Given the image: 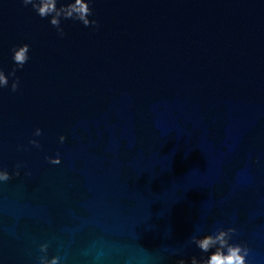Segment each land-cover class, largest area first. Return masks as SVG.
<instances>
[{
	"label": "water",
	"instance_id": "obj_1",
	"mask_svg": "<svg viewBox=\"0 0 264 264\" xmlns=\"http://www.w3.org/2000/svg\"><path fill=\"white\" fill-rule=\"evenodd\" d=\"M93 12L98 29L62 20L59 38L0 0V67L13 45L31 57L18 90H0V166L22 165L0 185L3 264H36L43 242L62 264H175L200 257L191 235L220 227L264 264V0Z\"/></svg>",
	"mask_w": 264,
	"mask_h": 264
},
{
	"label": "clouds",
	"instance_id": "obj_2",
	"mask_svg": "<svg viewBox=\"0 0 264 264\" xmlns=\"http://www.w3.org/2000/svg\"><path fill=\"white\" fill-rule=\"evenodd\" d=\"M23 7L31 6L32 10L41 19L48 18L50 25L55 28L56 35L63 38L66 33L62 26V20H72L79 22L85 27L91 26L94 29L99 28V21L94 18L93 5L95 0H18ZM59 5V6H58ZM90 17H93L90 19ZM13 65L6 73L0 67V90L9 88L12 92H16L20 87V77L17 75L18 70H22L25 64L31 59L30 45L23 43L21 45H13L10 49ZM42 135V129L36 127L32 133L33 137ZM59 142L62 144L66 136L60 134ZM28 143L40 148V141L35 138H30ZM18 149L23 148V145H18ZM45 160L52 164L58 165L61 163L59 152L54 156H45ZM22 165L17 163L13 172H9L7 168L0 166V185L11 180L14 176L21 175ZM24 175L30 176V171H25ZM236 232L235 227H220L213 232L199 234L197 231L190 237V242L200 249L201 255L192 256L189 261L183 258L177 259L175 264H249L247 259L250 248L246 242H233V234ZM39 252L42 255L36 257V264H62L60 255H48V242H43L38 245ZM169 255H179L180 249L172 248L164 249ZM207 254V255H204ZM0 264H3V259L0 258Z\"/></svg>",
	"mask_w": 264,
	"mask_h": 264
}]
</instances>
